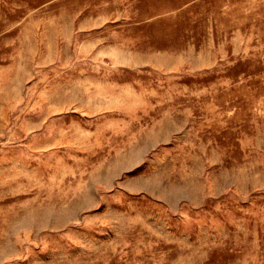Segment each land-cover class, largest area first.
<instances>
[{
	"label": "rangeland",
	"instance_id": "1",
	"mask_svg": "<svg viewBox=\"0 0 264 264\" xmlns=\"http://www.w3.org/2000/svg\"><path fill=\"white\" fill-rule=\"evenodd\" d=\"M0 264H264V0H0Z\"/></svg>",
	"mask_w": 264,
	"mask_h": 264
}]
</instances>
